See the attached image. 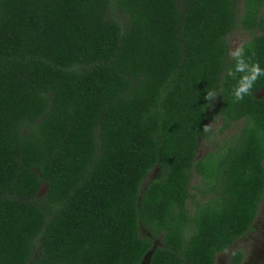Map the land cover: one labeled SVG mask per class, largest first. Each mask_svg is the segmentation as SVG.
I'll use <instances>...</instances> for the list:
<instances>
[{
  "label": "trees",
  "instance_id": "1",
  "mask_svg": "<svg viewBox=\"0 0 264 264\" xmlns=\"http://www.w3.org/2000/svg\"><path fill=\"white\" fill-rule=\"evenodd\" d=\"M238 5L0 0V264H215L251 228L264 77L234 102L226 70L238 27L258 30L241 44L264 68V0ZM211 112L219 131L242 124L195 160Z\"/></svg>",
  "mask_w": 264,
  "mask_h": 264
},
{
  "label": "rangeland",
  "instance_id": "2",
  "mask_svg": "<svg viewBox=\"0 0 264 264\" xmlns=\"http://www.w3.org/2000/svg\"><path fill=\"white\" fill-rule=\"evenodd\" d=\"M241 3L242 0H239L238 12L240 11ZM257 31L258 30L256 28L247 30L245 28L238 27L234 29L228 35V52L232 48L239 46L242 42L247 40L253 33ZM261 92L259 91V93ZM220 122L221 120L218 114L216 112H211L205 123V127L207 126L208 131H205L204 129L198 138L194 157L195 160L202 157L207 152L214 150L216 148L217 141H228L230 136L233 133H236L242 124V120L240 119L235 121L230 127L219 131L217 130V127L219 126ZM157 175L158 166L155 165L142 180L141 187H144L147 181H149L153 177H156ZM194 184H201L200 174H198L196 171L192 172L191 177L190 191L194 193V195L188 201V206L191 211H193V209L195 208L196 201H199L204 197L203 193L197 187L193 186ZM44 188L45 186L44 184H42L40 192H42ZM140 234H149L147 227L142 224L140 225ZM157 243H159V240H154V245H156ZM237 247L241 248L244 251L243 259L240 264H264V191L261 200L258 203L251 228L241 236L237 237L235 242L225 250L217 252L215 256V264H230V254ZM150 251L151 250H149L143 257L141 264H146L149 258Z\"/></svg>",
  "mask_w": 264,
  "mask_h": 264
},
{
  "label": "clouds",
  "instance_id": "3",
  "mask_svg": "<svg viewBox=\"0 0 264 264\" xmlns=\"http://www.w3.org/2000/svg\"><path fill=\"white\" fill-rule=\"evenodd\" d=\"M228 56L234 64L228 67L226 76L236 81L231 90V95L234 102H241L245 96L253 95L257 80L264 77V68L260 66L259 62L255 61L256 51L250 45L247 49L243 44L236 46L228 52ZM222 91V89L220 92L215 89L206 91L204 99L208 102L207 105L211 106ZM205 131H208L207 126Z\"/></svg>",
  "mask_w": 264,
  "mask_h": 264
},
{
  "label": "flooded vegetation",
  "instance_id": "4",
  "mask_svg": "<svg viewBox=\"0 0 264 264\" xmlns=\"http://www.w3.org/2000/svg\"><path fill=\"white\" fill-rule=\"evenodd\" d=\"M243 255H244V251H243ZM242 259H243V256H242L241 260L239 262H237L236 264H240ZM229 260H230V257H229ZM230 264H232V263L230 262Z\"/></svg>",
  "mask_w": 264,
  "mask_h": 264
},
{
  "label": "water",
  "instance_id": "5",
  "mask_svg": "<svg viewBox=\"0 0 264 264\" xmlns=\"http://www.w3.org/2000/svg\"><path fill=\"white\" fill-rule=\"evenodd\" d=\"M150 253H151V251H150ZM146 255V254H145ZM150 255V254H149Z\"/></svg>",
  "mask_w": 264,
  "mask_h": 264
}]
</instances>
